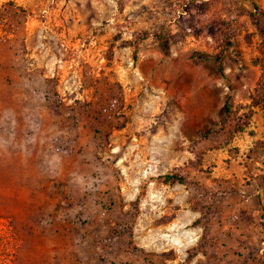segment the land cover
<instances>
[{
	"label": "rangeland",
	"instance_id": "1",
	"mask_svg": "<svg viewBox=\"0 0 264 264\" xmlns=\"http://www.w3.org/2000/svg\"><path fill=\"white\" fill-rule=\"evenodd\" d=\"M0 264H264V0H0Z\"/></svg>",
	"mask_w": 264,
	"mask_h": 264
},
{
	"label": "trees",
	"instance_id": "2",
	"mask_svg": "<svg viewBox=\"0 0 264 264\" xmlns=\"http://www.w3.org/2000/svg\"><path fill=\"white\" fill-rule=\"evenodd\" d=\"M225 109H226V114L227 115H230L232 113L229 104H227ZM166 179L171 181L172 183H179V184H184L185 183L184 179L181 178L179 175L167 176Z\"/></svg>",
	"mask_w": 264,
	"mask_h": 264
}]
</instances>
